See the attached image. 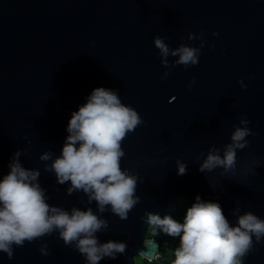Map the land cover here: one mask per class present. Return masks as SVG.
Instances as JSON below:
<instances>
[{"label": "water", "instance_id": "water-1", "mask_svg": "<svg viewBox=\"0 0 264 264\" xmlns=\"http://www.w3.org/2000/svg\"><path fill=\"white\" fill-rule=\"evenodd\" d=\"M181 45L199 49L198 63H176L171 50ZM100 85L142 118L121 142V167L137 177L139 197L126 218L110 205L101 212L82 189L69 193L71 181L59 183L51 169L73 110ZM237 127L250 131L234 166L201 171ZM17 150L39 170L50 205L90 207L108 222L99 241H126L99 264L158 252L147 215H165L181 196L219 201L232 224L248 211L264 219V0H0V178ZM252 241L242 264H264V236ZM12 248L11 259L0 251V264H86L59 229Z\"/></svg>", "mask_w": 264, "mask_h": 264}, {"label": "clouds", "instance_id": "clouds-1", "mask_svg": "<svg viewBox=\"0 0 264 264\" xmlns=\"http://www.w3.org/2000/svg\"><path fill=\"white\" fill-rule=\"evenodd\" d=\"M155 45L163 57L169 55V46L161 37L155 38ZM177 53L178 64L187 67L198 63V48L181 45L171 50L172 55ZM163 63L167 64V60ZM167 75L164 74L165 78ZM141 122L137 110L123 103L117 90L103 85L94 87L69 118L61 153L51 164L57 181H71L69 193L82 189L89 193L90 200L97 201L101 212L110 205L114 213L126 218L139 197L134 195L137 177L121 167L124 155L121 142ZM249 131L237 127L223 155L219 150L210 151L200 170L221 165L232 168L236 149L247 143L244 138ZM49 157L50 153L44 152L41 159ZM186 171L187 165L178 161V174ZM39 174V170L21 163L17 150L9 163V171L0 178V251L7 252L11 259L14 244L22 245L25 240L31 241L54 229L60 230L65 243L76 242L86 264H99L105 256L116 258L126 250V241H99L96 233L108 222L92 208L73 207L69 211L50 205L38 181ZM146 219L153 233L179 237V245L167 264H242V257L252 247V235L257 240L264 236V219L255 213L245 212L232 224L219 201L205 200L200 194L186 208L182 221L170 214L161 216L154 212H149ZM140 256L148 261L161 259L159 252L142 251Z\"/></svg>", "mask_w": 264, "mask_h": 264}, {"label": "trees", "instance_id": "trees-1", "mask_svg": "<svg viewBox=\"0 0 264 264\" xmlns=\"http://www.w3.org/2000/svg\"><path fill=\"white\" fill-rule=\"evenodd\" d=\"M190 204L191 202L187 198L181 196L174 207L165 214H170L175 219L182 221L186 208L190 206ZM147 236L157 240L158 252L161 253V259L148 261L140 256H136L137 264H167V259L170 257V254L173 253L174 249L179 245V237H172L163 232L159 234L153 233L151 226L148 228Z\"/></svg>", "mask_w": 264, "mask_h": 264}, {"label": "rangeland", "instance_id": "rangeland-1", "mask_svg": "<svg viewBox=\"0 0 264 264\" xmlns=\"http://www.w3.org/2000/svg\"><path fill=\"white\" fill-rule=\"evenodd\" d=\"M184 197V196H183ZM180 203H182V202H180ZM136 264H137V261H136Z\"/></svg>", "mask_w": 264, "mask_h": 264}]
</instances>
